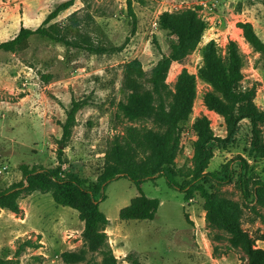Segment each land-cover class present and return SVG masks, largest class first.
Listing matches in <instances>:
<instances>
[{
	"label": "rangeland",
	"instance_id": "obj_1",
	"mask_svg": "<svg viewBox=\"0 0 264 264\" xmlns=\"http://www.w3.org/2000/svg\"><path fill=\"white\" fill-rule=\"evenodd\" d=\"M69 0H0V43L16 37L21 27L35 30L60 4ZM264 0H75L74 5L52 22L72 43L87 40L94 46L119 48L120 53L96 55L34 36L25 50L0 52V192L25 184L22 164L31 169L56 170L59 150L60 174L97 185L104 172L107 154L129 128L163 136L167 126L156 115L132 111L137 100L158 101L144 80L142 89L127 86L125 65L139 61L147 77L157 63L168 56L178 42L175 28L196 26L197 40L186 57L171 65L166 86L170 93L167 107L175 105L183 76L193 80L195 97L188 120L180 124L181 138L172 169L183 185L193 178V157L198 142L196 127L205 124L220 140L228 136L232 111L223 91L203 78L205 50H215L223 67L231 63V48L240 58L238 88L252 96L260 113L258 146L252 148L253 127L242 120L232 137L209 145L213 159L207 173L222 165L245 160L249 165L248 188L264 182V55L245 40L242 24L252 25L264 43ZM136 17L134 22L129 8ZM88 105L76 115L71 140L61 143L66 111L73 101ZM140 162V161H139ZM236 163V162H235ZM235 168H237L235 164ZM206 190L223 198L240 212L241 227L256 239L264 232V207L245 203L236 178L231 184ZM143 194L161 202L152 222H122L120 211L139 196L128 179L109 183L101 212L109 220L108 239L98 252H91L84 238V223L76 211L57 206L51 194L34 193L18 202L22 214L0 209L5 233L0 231V259L15 260L23 242L40 240L42 248H23L18 264H107L112 252L117 264H249L243 250L233 248L231 235L206 221L205 201L199 193L186 201L170 189L164 178L141 187ZM255 206L257 213L252 211ZM28 222L36 231L15 232ZM14 233V234H13ZM256 246L264 250V243Z\"/></svg>",
	"mask_w": 264,
	"mask_h": 264
},
{
	"label": "trees",
	"instance_id": "obj_2",
	"mask_svg": "<svg viewBox=\"0 0 264 264\" xmlns=\"http://www.w3.org/2000/svg\"><path fill=\"white\" fill-rule=\"evenodd\" d=\"M75 0H69L57 6L44 20L40 27L35 30L21 27L19 33L13 39L0 43V52L16 53L27 49L29 40L38 36L56 43L66 45L75 49L84 50L91 54L107 55L120 53L123 46L119 48H107L105 46H94L87 40L80 43L70 42L66 36L52 24L59 15L69 10ZM264 6V2H263ZM131 18L136 24V17L129 8ZM187 28L182 26L175 28L174 33L178 36V42L171 47L168 56H164L153 69L148 78L139 61H133L125 65L127 86L130 90L142 89L141 83L146 80L150 84L151 94L158 101L154 107L148 100H137L133 103L132 111L142 112L149 115H156L167 126V132L163 136H155L150 131L129 128L125 136L116 140L107 154V162L100 181L95 186L86 187V181L63 176L61 171L63 154L59 150V167L50 171L46 169H31L28 165L22 164L20 171L25 184H17L12 188L0 192V209H6L12 214L19 216L22 210L18 202L34 193L42 195L51 194L57 206L70 208L79 215V220L84 223V238L88 242L91 252L98 250L105 245L108 236L106 228L110 222L100 210V204L106 199L105 190L109 183L125 178L138 188L139 196L134 198L130 204L120 211L119 218L122 222H152L155 220L161 202L158 199L147 198L142 192V185L147 182L155 183L157 179L164 178L170 189L184 195L186 201L193 199L199 193L205 201L207 212L206 221L219 229L228 231L231 235L230 243L233 248L244 251L249 259V264H264V250L256 246L258 241L264 243V232L256 239H253L242 230L240 212L227 205L223 198L210 194L205 185L208 183L215 186L231 184L238 179L239 188L243 201L259 208L264 207V182H256L253 189L248 188L249 165L243 159L229 162L221 166V169L214 173H207L213 154L209 145L213 142H225L232 137L238 124L242 120H250L253 127L252 148L259 151L258 146V123L260 113L252 103V96L248 92H242L238 88L240 80V58L234 47L231 48V63L226 70L211 47L205 50V66L201 70L204 79L220 88L227 101L231 104L232 111L228 122V136L220 140L203 123L196 127L198 142L193 157V178L183 185L177 181V176L172 165L175 158L176 147L180 143V124L188 120L195 97L193 80L189 76H183L180 85V93L175 105L167 107L169 91L166 86V77L171 65L183 60L188 51L196 45V26L193 20H189ZM243 35L246 42L259 54L264 55V43L256 35L251 24H242ZM88 105L86 100L73 101L70 109L66 111L64 123L59 124L62 129L61 143L67 144L72 137V131L76 127V115ZM140 161V162H139ZM235 164L237 168H235ZM252 211L257 213L256 207ZM32 244L29 241L17 250L15 260L4 261L0 264H18V258L24 251L23 248L39 250L42 248L39 243ZM107 264H117L112 252H107Z\"/></svg>",
	"mask_w": 264,
	"mask_h": 264
},
{
	"label": "crops",
	"instance_id": "obj_3",
	"mask_svg": "<svg viewBox=\"0 0 264 264\" xmlns=\"http://www.w3.org/2000/svg\"><path fill=\"white\" fill-rule=\"evenodd\" d=\"M20 222L24 223V225L22 224H19L17 225V228L15 229L16 231L15 232H21V231H24L25 233L24 234H27V233H30L31 232H34L36 231V227L32 226L29 222H28V216H26V218L24 220L22 219H19ZM5 221L4 220H0V231L2 233H5ZM14 234V233H13Z\"/></svg>",
	"mask_w": 264,
	"mask_h": 264
}]
</instances>
